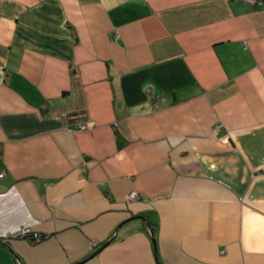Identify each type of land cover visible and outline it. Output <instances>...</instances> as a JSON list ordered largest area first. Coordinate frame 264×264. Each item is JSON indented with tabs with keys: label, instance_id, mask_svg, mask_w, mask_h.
Segmentation results:
<instances>
[{
	"label": "crops",
	"instance_id": "0c3cea01",
	"mask_svg": "<svg viewBox=\"0 0 264 264\" xmlns=\"http://www.w3.org/2000/svg\"><path fill=\"white\" fill-rule=\"evenodd\" d=\"M0 239V264H264V0H0Z\"/></svg>",
	"mask_w": 264,
	"mask_h": 264
},
{
	"label": "built area",
	"instance_id": "2783aa9c",
	"mask_svg": "<svg viewBox=\"0 0 264 264\" xmlns=\"http://www.w3.org/2000/svg\"><path fill=\"white\" fill-rule=\"evenodd\" d=\"M252 1H254V0H252ZM94 124V122H89V123H87V122H84V123H81L80 124V127L81 128H88V127H92V125ZM134 196H136V192H132L131 194H130V197H134ZM28 231V229H25L24 230V232H27ZM28 233V232H27Z\"/></svg>",
	"mask_w": 264,
	"mask_h": 264
},
{
	"label": "trees",
	"instance_id": "16d2710c",
	"mask_svg": "<svg viewBox=\"0 0 264 264\" xmlns=\"http://www.w3.org/2000/svg\"><path fill=\"white\" fill-rule=\"evenodd\" d=\"M151 221V220H150ZM151 223L155 226V224L151 221ZM29 234L30 233H28V234H26V236L25 237H28L29 236ZM44 237V235H39V238L41 239V238H43ZM28 238H30V239H33V238H31V237H28ZM35 239H37V238H35ZM2 240L0 239V242H1ZM105 245V243L103 242L102 244H101V246L100 247H103Z\"/></svg>",
	"mask_w": 264,
	"mask_h": 264
},
{
	"label": "water",
	"instance_id": "95a60500",
	"mask_svg": "<svg viewBox=\"0 0 264 264\" xmlns=\"http://www.w3.org/2000/svg\"><path fill=\"white\" fill-rule=\"evenodd\" d=\"M147 225H148V227L150 228V232H151V234H152L153 240L155 241L154 230H153V228L151 227L150 222H147Z\"/></svg>",
	"mask_w": 264,
	"mask_h": 264
},
{
	"label": "rangeland",
	"instance_id": "374dc122",
	"mask_svg": "<svg viewBox=\"0 0 264 264\" xmlns=\"http://www.w3.org/2000/svg\"><path fill=\"white\" fill-rule=\"evenodd\" d=\"M256 1H257V0H254V1L251 0L252 3L256 2ZM92 126H95V123H94Z\"/></svg>",
	"mask_w": 264,
	"mask_h": 264
},
{
	"label": "bare ground",
	"instance_id": "6f19581e",
	"mask_svg": "<svg viewBox=\"0 0 264 264\" xmlns=\"http://www.w3.org/2000/svg\"><path fill=\"white\" fill-rule=\"evenodd\" d=\"M89 122H93V121H87V123H89ZM95 123V122H94ZM93 127V126H92Z\"/></svg>",
	"mask_w": 264,
	"mask_h": 264
}]
</instances>
